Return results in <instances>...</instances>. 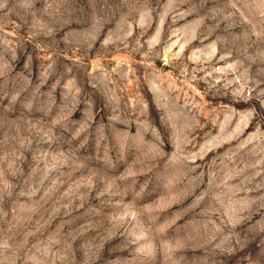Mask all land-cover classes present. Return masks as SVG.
<instances>
[{"label":"rangeland","instance_id":"obj_1","mask_svg":"<svg viewBox=\"0 0 264 264\" xmlns=\"http://www.w3.org/2000/svg\"><path fill=\"white\" fill-rule=\"evenodd\" d=\"M0 264H264V0H0Z\"/></svg>","mask_w":264,"mask_h":264}]
</instances>
